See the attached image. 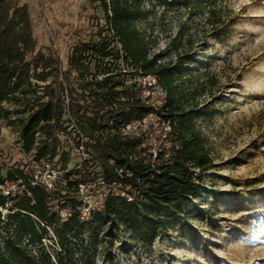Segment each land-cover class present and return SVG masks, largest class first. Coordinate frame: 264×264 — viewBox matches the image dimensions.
I'll return each instance as SVG.
<instances>
[{
  "label": "trees",
  "instance_id": "trees-1",
  "mask_svg": "<svg viewBox=\"0 0 264 264\" xmlns=\"http://www.w3.org/2000/svg\"><path fill=\"white\" fill-rule=\"evenodd\" d=\"M97 1L104 26L97 39L77 42L68 56L76 88L67 75L61 76L52 49L48 54L35 51L27 6L0 0V104L26 101L29 111L19 119L22 149L33 151L39 162L52 159L56 140L66 136L84 154L78 167L65 173L61 197L55 187L30 184V170L0 163V184L19 179L23 184L9 199L0 191V264H95L84 233L107 222L113 230L123 226L152 240L166 222L146 221L143 211L156 205L179 208L195 194L200 172L213 166L206 141L195 128L196 109L184 107L176 87L182 64L192 61L195 41L187 39L189 52L181 55L178 68L171 67L170 60L162 63L160 55L151 53L136 26L142 0ZM161 2L172 7L181 0ZM187 4L192 14L207 11L211 37L229 35L233 16L220 0ZM120 57L123 68L117 63ZM148 75L165 94L161 104L144 96L146 87L139 78ZM49 77L42 94L28 96L25 87L40 86L33 78L46 82ZM151 115L160 130L144 122ZM129 124L135 128L127 133ZM100 181L108 192L101 207L90 209L89 218L83 219L78 208L86 203L84 195L78 199V184ZM63 208L69 209L65 218ZM50 229L56 245L45 242Z\"/></svg>",
  "mask_w": 264,
  "mask_h": 264
},
{
  "label": "rangeland",
  "instance_id": "rangeland-1",
  "mask_svg": "<svg viewBox=\"0 0 264 264\" xmlns=\"http://www.w3.org/2000/svg\"><path fill=\"white\" fill-rule=\"evenodd\" d=\"M9 1L27 6L35 51L48 54L52 49L61 76L67 75L77 88L68 56L77 42L97 39L105 24L98 1ZM190 1L166 7L161 0H142L136 26L151 53L160 55L162 63L170 60L171 67L178 68L181 55L189 52L187 39L195 41L192 61L182 64L176 87L184 107L196 109L195 128L206 141L213 166L200 172L195 194L179 208L156 205L143 211L146 221L166 222L152 240L123 226L113 230L109 222L88 228L84 243L95 264H264V0H220L233 16L229 35L220 40L210 36L207 11L192 14ZM117 63L125 67L122 57ZM51 79L33 78L40 86L25 87L28 96L42 94ZM139 81L146 87L145 97L163 102L165 94L152 76ZM28 111L23 100L0 104V163L31 172L49 162L54 171L50 180L61 197L65 173L78 167L82 149L68 137H58L55 156L35 160L20 140L19 119ZM150 122L160 130L155 116L145 120ZM87 189L78 195L87 204L83 219L89 218L87 206L101 207L100 198L109 188L100 181ZM45 242L56 245L51 229Z\"/></svg>",
  "mask_w": 264,
  "mask_h": 264
},
{
  "label": "built area",
  "instance_id": "built-area-1",
  "mask_svg": "<svg viewBox=\"0 0 264 264\" xmlns=\"http://www.w3.org/2000/svg\"><path fill=\"white\" fill-rule=\"evenodd\" d=\"M145 120H144V122H145ZM134 128H135L134 124H129L126 126L125 130L127 133H129ZM33 167H34V169L31 170L30 176L27 178L29 180L30 184L39 185V186L45 188L46 190H51L53 188V182L50 180V178L52 175H54V171H53V168L50 166V163L47 161H44V163H42V165L40 167L39 166H33ZM87 187H88V184L87 185L86 184H78V189L81 193L86 192L88 190ZM22 188H23L22 179H19L17 182L5 180L3 183L0 184V191L8 199L11 197H15L18 193H20L22 191ZM105 194L106 193H103V195L100 198V204L101 205H102V202L104 200ZM86 205L84 204L78 208L81 211L82 217H84L86 215L84 212V208L86 207ZM90 209H94V208L87 206V215H89ZM68 212H69L68 208L61 209L60 210L61 217L65 218L66 215L68 214Z\"/></svg>",
  "mask_w": 264,
  "mask_h": 264
}]
</instances>
